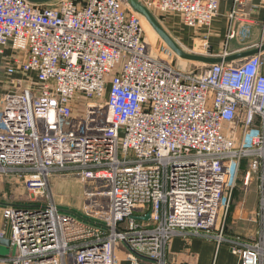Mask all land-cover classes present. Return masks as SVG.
Returning <instances> with one entry per match:
<instances>
[{
    "label": "built area",
    "instance_id": "obj_1",
    "mask_svg": "<svg viewBox=\"0 0 264 264\" xmlns=\"http://www.w3.org/2000/svg\"><path fill=\"white\" fill-rule=\"evenodd\" d=\"M137 1L191 29L219 15V0ZM142 19L122 0H0V178L26 191L4 209L0 263L119 264L124 249L128 264H178L172 242L197 239L264 264V53L180 70L149 57ZM59 180L80 184L94 224L59 209ZM244 181L256 226L229 240Z\"/></svg>",
    "mask_w": 264,
    "mask_h": 264
},
{
    "label": "crops",
    "instance_id": "obj_2",
    "mask_svg": "<svg viewBox=\"0 0 264 264\" xmlns=\"http://www.w3.org/2000/svg\"><path fill=\"white\" fill-rule=\"evenodd\" d=\"M235 10V0H219V15L211 26L201 29L184 27L183 33L178 35V42L202 56L218 58L252 51L264 45V0L248 2L234 16ZM66 185L69 184L62 180L54 183V187L59 190ZM25 195L23 184L15 177L0 178V235L4 233L3 239H9L11 234L10 226L3 217L4 209L24 205L21 197ZM1 240L0 257L7 258L8 247L2 246ZM221 250L225 256L232 258L231 264H238V259L230 254L229 249L222 247L219 250L215 248L214 242L197 239L188 244L175 239L169 248L168 259H174L178 264H212L215 253Z\"/></svg>",
    "mask_w": 264,
    "mask_h": 264
},
{
    "label": "rangeland",
    "instance_id": "obj_3",
    "mask_svg": "<svg viewBox=\"0 0 264 264\" xmlns=\"http://www.w3.org/2000/svg\"><path fill=\"white\" fill-rule=\"evenodd\" d=\"M76 4L81 0H71ZM154 16L158 19L160 24L166 30L168 34L176 41V43L187 53L200 55L199 52H194L184 48L177 40L178 35L183 33L184 26L181 24L178 18L167 17L165 19L160 16L158 12L154 13ZM144 30L146 33V46L153 56L160 57L164 60L171 62L176 68L180 70H201L205 68L202 64H196L186 62L178 58L172 51L162 42L158 35L154 32L152 27L144 19ZM243 187H239L236 195L230 218L228 220L225 235L229 240H236L241 238L246 240L248 233L255 228V210L257 206V188L254 184L248 181H244ZM60 196L56 197V202L59 209L63 212L70 213L74 217L84 220L89 224H94L92 221L87 220L83 217L82 213V193L83 190L79 183H70L61 190L54 188ZM223 249L228 250V246L224 245ZM229 251V250H228ZM11 251H9V255ZM119 264H128L125 260L124 249H119L117 252ZM232 258L224 255V251L218 253L217 263L218 264H231Z\"/></svg>",
    "mask_w": 264,
    "mask_h": 264
},
{
    "label": "water",
    "instance_id": "obj_4",
    "mask_svg": "<svg viewBox=\"0 0 264 264\" xmlns=\"http://www.w3.org/2000/svg\"><path fill=\"white\" fill-rule=\"evenodd\" d=\"M32 4H51L57 2L58 0H27ZM126 5H128L134 12L139 14L143 19H145L148 24L152 27L154 32L158 35V37L162 40V42L174 53L178 58L184 60L186 62L202 64L206 66L217 65L222 63H232L237 61H242L254 56H257L261 53H264V45L258 47L255 50L247 51L244 53L236 54V55H228L226 57H208V56H200L195 54H190L184 51L176 41L166 32L163 26L160 24L158 19L147 10L140 2L137 0H122ZM149 217L143 219L147 221ZM1 245L8 247V253L11 247L10 239H2Z\"/></svg>",
    "mask_w": 264,
    "mask_h": 264
},
{
    "label": "bare ground",
    "instance_id": "obj_5",
    "mask_svg": "<svg viewBox=\"0 0 264 264\" xmlns=\"http://www.w3.org/2000/svg\"><path fill=\"white\" fill-rule=\"evenodd\" d=\"M128 6V5H127ZM129 7V6H128ZM144 19H142V23H143V25H144V27H145V24H144V21H143ZM146 28V27H145ZM113 40V39H112ZM148 49V48H147ZM147 54L149 55V57L150 58H155L151 53H150V51L148 50V52H147ZM0 258H2V257H0Z\"/></svg>",
    "mask_w": 264,
    "mask_h": 264
}]
</instances>
